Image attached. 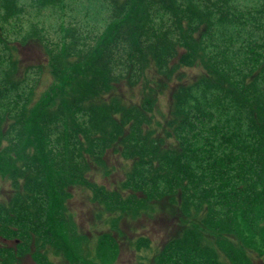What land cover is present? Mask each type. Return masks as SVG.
<instances>
[{
	"label": "trees",
	"instance_id": "1",
	"mask_svg": "<svg viewBox=\"0 0 264 264\" xmlns=\"http://www.w3.org/2000/svg\"><path fill=\"white\" fill-rule=\"evenodd\" d=\"M75 1L0 0V264H114L110 231L69 213L76 186L115 231L179 203L183 231L160 249L130 241L141 263L264 264V0H86L67 20ZM8 38L45 53L36 98ZM107 153L126 167L114 191L88 177Z\"/></svg>",
	"mask_w": 264,
	"mask_h": 264
},
{
	"label": "rangeland",
	"instance_id": "2",
	"mask_svg": "<svg viewBox=\"0 0 264 264\" xmlns=\"http://www.w3.org/2000/svg\"><path fill=\"white\" fill-rule=\"evenodd\" d=\"M29 1L30 0H21V2L25 4ZM87 2L88 1L86 0H76L75 3L72 4L75 5V7L71 8V11H69V9L66 11L67 20H70L72 17L76 19L84 18L89 11L87 7H91ZM214 28L215 27L212 29ZM202 29L199 28L198 31L193 32L194 38H203L201 36L204 33ZM217 30L220 33H223V30L220 26ZM11 45L15 47V50H13V55H15L18 59L17 69H20V71H18V75L27 68L30 70L29 72H26L27 74L32 72L33 76H37V74H39L38 64L40 62H44L45 58V53L43 52L40 44L35 40H27L24 45H21L15 41L10 42L9 39L7 41V46L11 48ZM175 50H177V53L180 54L184 52V49L180 46H177ZM185 71L188 74H192V71ZM36 76L32 78L33 80L31 84L33 98H36L46 87V85H41L40 82H36ZM42 82L47 83L48 81L44 82L43 79ZM171 87L172 86L169 85V101L171 100ZM122 89L127 91L128 87H122ZM136 91L137 90L135 89V92ZM162 104L165 105L163 101ZM5 125L7 124L4 123L2 126L3 130L5 129ZM3 145H6L5 141L3 142ZM91 171L92 172L88 176L91 182L103 186L109 191H114L124 179L126 167L122 160L116 155L107 153L104 159V167H93ZM20 184H22V180H20ZM70 192L72 194V198L67 202V206L70 211L69 213H71L73 216L72 219L74 220L77 229L81 233H86L90 237L92 236L93 239H95V237L99 234L110 231V234L113 236V238L117 240L119 252L118 255H116L114 264H144L141 263L142 261L139 258L143 255V250H141V252H136L135 248L130 245V241L141 237L146 239V241H148L155 249H160L164 243L170 239V237L177 234L178 231H183V226H185L182 221L183 211L179 203L174 205L169 203L168 205L167 202L164 201L157 205V210L155 213H153L152 217H147L146 214H144L145 216H140L133 219L128 215H124L126 217L122 218L118 222L116 227L117 229L115 231L111 229L110 226L108 227L106 223V221L112 218L110 217V214L112 213L106 211L102 212V206L92 199V194L90 192L81 189L79 186H76L74 189H70ZM11 196L12 188L10 186V182L0 176V201H7V199ZM117 230L121 233L119 234V238ZM230 237L231 236H229V238ZM94 242V240L91 241L92 244ZM7 244L11 245L12 242L8 243L7 241L0 238V246ZM52 261L54 264H68L65 260H62V258L57 259L56 257H52ZM151 262L152 257L148 256V259H146L145 263L151 264ZM20 264L35 263L28 255H25L21 258ZM256 264L260 263L256 260Z\"/></svg>",
	"mask_w": 264,
	"mask_h": 264
}]
</instances>
